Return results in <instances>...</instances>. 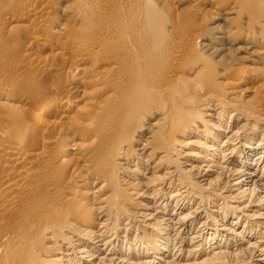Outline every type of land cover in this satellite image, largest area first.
I'll list each match as a JSON object with an SVG mask.
<instances>
[{
    "label": "bare ground",
    "instance_id": "bare-ground-1",
    "mask_svg": "<svg viewBox=\"0 0 264 264\" xmlns=\"http://www.w3.org/2000/svg\"><path fill=\"white\" fill-rule=\"evenodd\" d=\"M4 1L0 264H264V0Z\"/></svg>",
    "mask_w": 264,
    "mask_h": 264
},
{
    "label": "rangeland",
    "instance_id": "rangeland-1",
    "mask_svg": "<svg viewBox=\"0 0 264 264\" xmlns=\"http://www.w3.org/2000/svg\"><path fill=\"white\" fill-rule=\"evenodd\" d=\"M5 2L8 3V1H6V0L4 2H2V3L5 4ZM184 7H185L184 5L180 6L179 9L177 10L178 13H176L174 10L171 9V11L167 12L166 16L168 18H170V17L174 18V17H176V15H184V13L186 14V10L183 9ZM174 13H175V15H174ZM58 15H60V17H63V12L60 10L58 12ZM32 19H34V17H32ZM10 34H12V33H9L8 31L7 32L6 31H4V32L2 31V33L0 35V38L3 39L6 42V44L8 45V47L5 49L6 51L4 50V53L6 52L5 53V57L7 59H4L3 63L0 62V80L3 79V78H6V77L7 78H10V77L11 78H15L17 76H18V78L22 77L21 81L23 83L21 82L22 84H20L19 87L12 89L14 93L17 94V92H18V93H24V94H27V95L28 94H32L33 96L36 97L38 91L42 90V94H41L42 96L39 95V97L43 98V96H44V98H46V97L48 98V97L52 96L53 92H54V89L56 87L60 86V85L57 84L58 80L54 79L51 75H49L48 70H47L48 68H46V70H45V69L36 68V67L35 68H22V69L17 67V64L23 58L22 57L23 53H21V52H24L23 50L25 49V47H24V45H21V46H19V45L17 46L16 45V47L15 46H10L9 42L11 41V38H12L11 36H13V34H15V32H13V34L11 36H10ZM40 51H41L42 55H46V54L50 53L49 50H46L44 52V50L41 49ZM3 73H4V75H3ZM59 88H61V86ZM65 92L66 91L64 89L63 93H65ZM64 95H68L67 92ZM251 98H253V97L251 96ZM0 103L2 104V105L0 104V107H1V109H0L1 113L0 114L2 115V117L0 115V117H1L0 118V127L4 128V127H6V125L10 124V123L8 124L7 122H9V121L14 122V120H12V116H13V119H14V117H15L16 120L19 119L18 116H20L21 114L18 111V109H15L14 107H16L19 104L22 105L23 103L20 102V101H10V100H4V99H1ZM5 104L7 105V107H6ZM9 104L10 105L12 104L13 106L11 105V108H9V106H10ZM5 107H6V109H5ZM7 111H9L12 114H10ZM13 111L16 112V113L13 114ZM6 119H8V120H6ZM228 121H229V118H228ZM229 125H230V123H229ZM232 129H233V131L235 130V125L234 124L228 130L230 131ZM36 138L37 137L29 139V142H31V140H34ZM186 141L188 142L187 146H183V147L182 146H178V148L182 149V150L183 149L186 150V152L188 153V157H190L192 160H194V162L199 163L201 161H200V158H198V155L199 156L200 155H202V156L205 155L206 154L205 152L208 149V151H209L208 154H210V155H208V157H206V159H204L205 162H201V163L202 164H212L211 161L215 160L212 157L213 156L212 153L216 149H214L215 147L208 148L207 145H202L201 144L203 142H206L208 145L211 146V144L207 141V139H205L204 137H197V138L189 137L188 139H186ZM4 162H6V161H4ZM43 183H46V181L43 182Z\"/></svg>",
    "mask_w": 264,
    "mask_h": 264
}]
</instances>
